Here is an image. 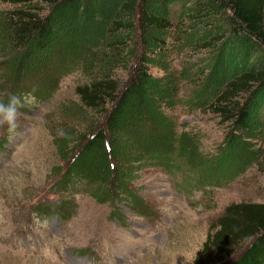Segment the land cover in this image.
Returning a JSON list of instances; mask_svg holds the SVG:
<instances>
[{"label":"rangeland","instance_id":"1","mask_svg":"<svg viewBox=\"0 0 264 264\" xmlns=\"http://www.w3.org/2000/svg\"><path fill=\"white\" fill-rule=\"evenodd\" d=\"M87 1L75 0L62 16L65 30L57 33L61 46L54 51L27 53L17 61L0 48V102L32 97L19 109L14 133L0 125V264H195L210 226L227 206L264 204V103L252 137L243 136L238 155L245 169L221 185L197 186V172L155 163L133 183L141 208L99 202L84 182L63 192L57 181L80 147L61 150L55 140L66 129L96 125L99 115L76 114V87L111 66L103 52L109 12L92 10ZM113 2L118 0H104V9ZM13 8L0 0V13ZM155 12L171 22L151 35L147 52L159 87L175 90L165 111L178 131L197 139L199 150L213 153L227 127L203 97L223 76L219 61L230 69L233 64L201 49L186 21L185 0H165ZM113 73L126 79V72ZM61 200L69 204L59 215ZM44 209L51 214H41ZM115 209L120 218L113 216ZM238 254L222 258L210 251L200 264H228Z\"/></svg>","mask_w":264,"mask_h":264},{"label":"trees","instance_id":"2","mask_svg":"<svg viewBox=\"0 0 264 264\" xmlns=\"http://www.w3.org/2000/svg\"><path fill=\"white\" fill-rule=\"evenodd\" d=\"M74 1L8 0L14 8L0 13V48L17 61L27 53L54 51L61 44L57 33L65 30L62 16ZM164 1L118 0L108 9L104 0L85 3L94 11L109 12L103 52L111 66L76 87V114L99 115L96 125L84 123L83 131L66 129L55 140L61 150L80 147L57 181L63 192L84 182L97 201L116 206L125 201L136 209L143 206V198L133 183L143 168L155 163L197 172L196 183L202 187L221 185L245 169L238 154L245 147L243 138H251L259 126L256 120L264 103V0H185L186 21L197 32L201 49L233 64L230 69L219 61L223 76L216 90L203 97L207 110L227 127L223 143L210 154L199 150L190 133L178 131L165 111L175 90L160 88L147 65L149 38L171 27L155 12V5ZM116 70L126 72V79L113 73ZM67 205L60 201L59 215ZM117 210L115 217L120 216ZM41 214L51 213L44 209ZM210 251L222 258L239 253L228 264H264V204L227 206L210 226L195 264Z\"/></svg>","mask_w":264,"mask_h":264},{"label":"clouds","instance_id":"3","mask_svg":"<svg viewBox=\"0 0 264 264\" xmlns=\"http://www.w3.org/2000/svg\"><path fill=\"white\" fill-rule=\"evenodd\" d=\"M31 99L32 97L29 93L23 99L12 97L8 103L0 102V125L7 124L9 133L15 132L19 109L29 103Z\"/></svg>","mask_w":264,"mask_h":264}]
</instances>
